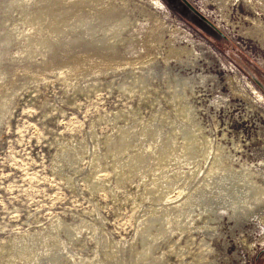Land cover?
<instances>
[{"label":"rangeland","instance_id":"obj_1","mask_svg":"<svg viewBox=\"0 0 264 264\" xmlns=\"http://www.w3.org/2000/svg\"><path fill=\"white\" fill-rule=\"evenodd\" d=\"M186 1L0 0V264H264V0Z\"/></svg>","mask_w":264,"mask_h":264},{"label":"bare ground","instance_id":"obj_2","mask_svg":"<svg viewBox=\"0 0 264 264\" xmlns=\"http://www.w3.org/2000/svg\"><path fill=\"white\" fill-rule=\"evenodd\" d=\"M215 1H217V2H221L222 4H224V5H220L221 7H223V8H226L227 7V5H228V3H229V0H215ZM181 60V59H180ZM231 207V209H232V211L234 212V216H236L237 214L238 215H240V214H243V215H245L246 217H249V213H251V212H254L255 214H256V212H255V210H253V209H250V211L248 212V209L245 211V212H241V211H238L237 210V207H233V206H230L229 205V208ZM262 213L264 214V210L262 211ZM237 215V216H238ZM260 215V214H259Z\"/></svg>","mask_w":264,"mask_h":264},{"label":"water","instance_id":"obj_3","mask_svg":"<svg viewBox=\"0 0 264 264\" xmlns=\"http://www.w3.org/2000/svg\"><path fill=\"white\" fill-rule=\"evenodd\" d=\"M181 3L185 4V7L188 8L190 11H192L196 17H198L200 19L201 22L205 21L203 19V16H201L198 11L186 0H180ZM206 22V21H205ZM203 22V23H205ZM210 26V24H209ZM211 27V26H210Z\"/></svg>","mask_w":264,"mask_h":264}]
</instances>
